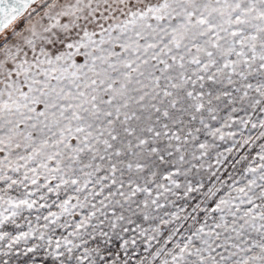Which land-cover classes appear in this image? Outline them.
Here are the masks:
<instances>
[{
	"label": "snow or ice",
	"instance_id": "snow-or-ice-1",
	"mask_svg": "<svg viewBox=\"0 0 264 264\" xmlns=\"http://www.w3.org/2000/svg\"><path fill=\"white\" fill-rule=\"evenodd\" d=\"M0 264H264V0H0Z\"/></svg>",
	"mask_w": 264,
	"mask_h": 264
}]
</instances>
